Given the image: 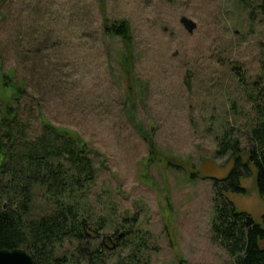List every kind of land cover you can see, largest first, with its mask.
I'll return each instance as SVG.
<instances>
[{"label": "rangeland", "instance_id": "1", "mask_svg": "<svg viewBox=\"0 0 264 264\" xmlns=\"http://www.w3.org/2000/svg\"><path fill=\"white\" fill-rule=\"evenodd\" d=\"M117 21L131 32L128 71L123 44L104 32ZM263 43V19L236 0H0L3 68L24 72L44 118L87 143L96 211L137 216L156 248L149 264H228L210 238V178L232 166L216 154L224 132L246 149ZM10 96L0 77V100ZM241 184L230 200L264 228L254 171ZM113 229L100 238L111 248Z\"/></svg>", "mask_w": 264, "mask_h": 264}, {"label": "trees", "instance_id": "2", "mask_svg": "<svg viewBox=\"0 0 264 264\" xmlns=\"http://www.w3.org/2000/svg\"><path fill=\"white\" fill-rule=\"evenodd\" d=\"M236 2L249 19L264 21V0ZM104 32L123 44L120 58L126 70L133 57L128 23L106 24ZM261 48L264 62V43ZM0 77L11 91L9 99L0 100V249L23 250L34 264H149L151 236L138 226L137 216L128 209L114 220L109 212L114 207L109 214L96 211L90 186L97 174L87 143L44 118L24 72L5 69L0 62ZM251 89L253 96L248 85L255 117L246 149L224 132L217 138L216 154L229 155L232 166L224 177L210 178V238L226 253L228 264H264V228L229 198L244 193L241 181L253 171L256 190L264 197V76ZM36 200L42 202L39 209ZM110 227L116 237L112 248L110 240H100Z\"/></svg>", "mask_w": 264, "mask_h": 264}, {"label": "water", "instance_id": "3", "mask_svg": "<svg viewBox=\"0 0 264 264\" xmlns=\"http://www.w3.org/2000/svg\"><path fill=\"white\" fill-rule=\"evenodd\" d=\"M179 23L188 34H192L196 29V23L191 19L182 16L179 18ZM106 239L111 241L108 236ZM0 264H34L32 258L23 250H4L0 249Z\"/></svg>", "mask_w": 264, "mask_h": 264}]
</instances>
